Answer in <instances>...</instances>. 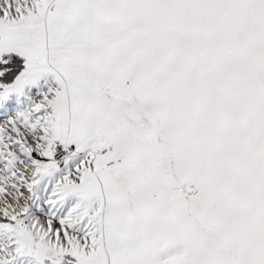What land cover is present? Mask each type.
Returning <instances> with one entry per match:
<instances>
[{
  "label": "snow or ice",
  "instance_id": "obj_1",
  "mask_svg": "<svg viewBox=\"0 0 264 264\" xmlns=\"http://www.w3.org/2000/svg\"><path fill=\"white\" fill-rule=\"evenodd\" d=\"M0 264H264V0H0Z\"/></svg>",
  "mask_w": 264,
  "mask_h": 264
}]
</instances>
